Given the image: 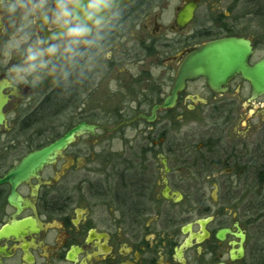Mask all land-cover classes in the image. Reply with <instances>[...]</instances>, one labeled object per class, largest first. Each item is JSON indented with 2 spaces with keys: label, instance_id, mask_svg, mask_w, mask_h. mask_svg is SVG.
Segmentation results:
<instances>
[{
  "label": "flooded vegetation",
  "instance_id": "obj_1",
  "mask_svg": "<svg viewBox=\"0 0 264 264\" xmlns=\"http://www.w3.org/2000/svg\"><path fill=\"white\" fill-rule=\"evenodd\" d=\"M123 2L85 75L0 87V264H264V227L238 200L263 176L264 95L240 75L216 91L199 78L163 107L209 43L243 39L251 66L264 59V0ZM155 108L154 122L140 118ZM96 114L119 117L107 127ZM82 124L94 132L16 173Z\"/></svg>",
  "mask_w": 264,
  "mask_h": 264
},
{
  "label": "clouds",
  "instance_id": "obj_2",
  "mask_svg": "<svg viewBox=\"0 0 264 264\" xmlns=\"http://www.w3.org/2000/svg\"><path fill=\"white\" fill-rule=\"evenodd\" d=\"M123 15V0H0V87L85 75Z\"/></svg>",
  "mask_w": 264,
  "mask_h": 264
},
{
  "label": "water",
  "instance_id": "obj_3",
  "mask_svg": "<svg viewBox=\"0 0 264 264\" xmlns=\"http://www.w3.org/2000/svg\"><path fill=\"white\" fill-rule=\"evenodd\" d=\"M192 12L193 9H185L179 17L181 23L182 19L187 22L192 17ZM252 55L251 43L243 39L230 38L207 44L193 53L184 63L172 97L165 102L163 107H173L185 82L199 78L206 79L210 87L216 91L222 86H227L234 77L240 75L250 83L256 97L264 95V59L251 66L249 60ZM157 110L155 108L149 117L140 116V118L149 123L154 122L157 118ZM84 132L92 134L94 129L85 124L78 126L64 139L29 156L21 163L16 173L24 176L29 172V169L31 171L41 169L50 164L58 152L65 149L76 136Z\"/></svg>",
  "mask_w": 264,
  "mask_h": 264
},
{
  "label": "rangeland",
  "instance_id": "obj_4",
  "mask_svg": "<svg viewBox=\"0 0 264 264\" xmlns=\"http://www.w3.org/2000/svg\"><path fill=\"white\" fill-rule=\"evenodd\" d=\"M264 56V52H261L260 54H257V59L258 58H261V57H263ZM106 91H107V89L106 88H104V87H101L97 92H96V102H101L102 101V99H101V97L100 96H102V95H105L106 94ZM109 117H111V118H113V119H111L108 123H106V121L108 120V118ZM118 115H116V116H113V115H107V114H96L95 115V118L97 119V121H100L101 123H103V124H105V125H107V127H110V126H112L114 123H116V122H114V119H118ZM257 122V121H256ZM239 131V130H238ZM143 132H145V131H143ZM176 134H177V132H175ZM171 134H173V132L171 133ZM122 135H125V132H124V134H122ZM127 136H128V138H130V139H138V138H143L145 135H143L142 134V132L139 134V135H137L136 136V132L135 131H132L131 129H128L127 130ZM143 136V137H142ZM138 137V138H137ZM240 185V184H239ZM255 185L256 184H253L252 183V185L251 186H248L246 189L247 190H253V192L252 193H254V192H258L259 191V189H255L256 187H255ZM242 186H244V185H242ZM253 188V189H252ZM255 189V190H254ZM244 196H240L239 198H238V200L240 201V200H248L247 198H248V193H245V194H243ZM234 204H236V203H234ZM237 205V204H236ZM260 224H262L263 225V227H264V219H261L260 220Z\"/></svg>",
  "mask_w": 264,
  "mask_h": 264
},
{
  "label": "trees",
  "instance_id": "obj_5",
  "mask_svg": "<svg viewBox=\"0 0 264 264\" xmlns=\"http://www.w3.org/2000/svg\"><path fill=\"white\" fill-rule=\"evenodd\" d=\"M257 169V171L263 173V176L251 180V183L256 184L255 189H259V191L249 194L247 202L252 205L251 208L254 211L256 220L260 221L264 219V161L259 164Z\"/></svg>",
  "mask_w": 264,
  "mask_h": 264
}]
</instances>
